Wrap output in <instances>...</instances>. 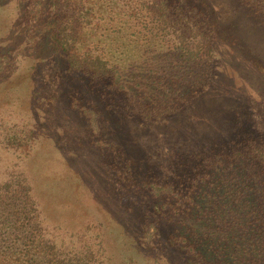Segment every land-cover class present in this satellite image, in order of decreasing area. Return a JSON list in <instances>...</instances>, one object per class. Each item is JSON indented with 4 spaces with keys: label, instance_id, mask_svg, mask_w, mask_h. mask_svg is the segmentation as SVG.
<instances>
[{
    "label": "rangeland",
    "instance_id": "1",
    "mask_svg": "<svg viewBox=\"0 0 264 264\" xmlns=\"http://www.w3.org/2000/svg\"><path fill=\"white\" fill-rule=\"evenodd\" d=\"M173 1L162 21L158 0H0V184L25 178L45 227L35 236L61 255L90 250L103 264H186L161 224L152 228L140 210V201L149 203L140 183L150 179L171 195L194 188L213 142L264 126V12L257 2L187 0L197 7L193 23L201 27L204 5L215 22L214 69L200 92L193 72L201 37L186 27L185 1L181 8ZM56 18L74 22L78 53L117 64L119 82L91 78L94 89L64 72L50 41ZM171 24L197 45L189 54L192 79L178 53L184 50L173 51L179 43ZM161 101L183 106L155 123L133 111L135 102Z\"/></svg>",
    "mask_w": 264,
    "mask_h": 264
},
{
    "label": "trees",
    "instance_id": "2",
    "mask_svg": "<svg viewBox=\"0 0 264 264\" xmlns=\"http://www.w3.org/2000/svg\"><path fill=\"white\" fill-rule=\"evenodd\" d=\"M166 1L158 0L163 9L154 15L162 21L166 17ZM181 1L173 2L181 8ZM184 1L186 5L188 2ZM255 1L264 12V0ZM189 3L191 6L186 5L190 15L186 27L201 37L198 48L202 53L199 61L201 65L195 67L193 73H196L199 91L204 92L215 63L211 44L215 39L212 35L215 22L207 12V7L199 6L201 27L197 26L191 18V12H196L197 7L193 2ZM58 21L59 18H56L50 41L59 60L65 64L64 72H72L73 76L85 81V85L90 88H94V79L102 82L111 77L107 80L109 86L114 84L113 80L119 82L121 71L117 64L110 65L108 59L100 54L78 53L75 50L78 29L74 22L69 27L66 23L60 25ZM171 26L179 43L173 51L178 48L184 50V53L182 50H178V53L184 56L182 67L186 78L192 79L194 64L189 54L197 45L191 44L193 40L187 33L181 29L179 31L173 24ZM5 56L0 52V73L1 59ZM91 78L94 79L89 82ZM181 83L188 89L186 79ZM119 85L122 89L123 86L133 88L131 85L125 86L124 82ZM114 93L119 95L116 90ZM166 102L155 105L151 102H135L133 111L155 123L183 106L181 103ZM248 133L240 139L212 143L210 149L215 152L202 159L205 163L202 168L204 174L200 178H193V182L199 183L194 188L175 190L170 185L169 188L175 193L171 195L168 192L171 190H163L161 184H150V179L140 183L141 200L145 198L149 201L144 207L142 203L146 202L140 201V210L145 209L152 228L161 224L160 229L166 240L182 250L186 264H264V126ZM30 190L23 176H18L16 180L9 178L0 184V248L5 256L0 263L103 264L93 259L90 250L64 256L58 252L60 249L55 248V243L42 236L36 238L35 233L45 227L38 221L39 212ZM162 197L167 201L160 202ZM21 246L25 251L22 255L19 254ZM36 246L38 250H35Z\"/></svg>",
    "mask_w": 264,
    "mask_h": 264
}]
</instances>
